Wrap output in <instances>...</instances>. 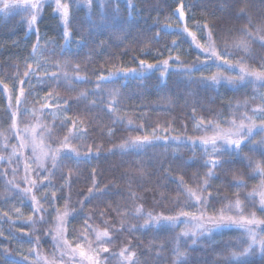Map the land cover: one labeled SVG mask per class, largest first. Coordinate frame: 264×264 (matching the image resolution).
<instances>
[{"label":"trees","instance_id":"trees-1","mask_svg":"<svg viewBox=\"0 0 264 264\" xmlns=\"http://www.w3.org/2000/svg\"><path fill=\"white\" fill-rule=\"evenodd\" d=\"M181 0H133L136 11H131L126 4V0H120L119 13L113 16L112 5L108 4L106 9H87L83 6L77 10L73 5V40L80 39L81 33L87 34L88 28H93L92 36L85 43L77 47L71 44L70 51H63L64 39L61 29L58 27V20L53 16L52 7L45 6L42 19L38 23L41 37V45L51 41L43 48V55L37 56L41 61H48L46 65L49 74L60 69L55 67L56 63L63 65L64 61L69 63L64 68L70 75L74 72V65L79 63L81 67L80 75L87 76L93 82L97 75L103 71L106 75L108 71L118 67L135 68L137 67L133 57L147 58L150 62L156 59L166 58L157 57L156 49L165 48L170 45L173 39L180 44L178 49L173 50V55L177 52L181 60L189 65L197 61L198 53L194 46L190 45V38L185 39L172 32L165 30V24H172L173 13ZM185 4L186 23L189 30L196 32L195 24L207 23L213 31V40L218 50H226L230 53L228 59L232 63L241 61L250 70L261 71V57H264V48L254 40H248V51L234 47L243 33L242 28L248 27V19L252 22L254 31L256 27L264 26V0H239L238 4H233L232 0H183ZM244 8L247 16L245 19H236L238 10ZM139 13V14H137ZM26 15L22 14L18 8L10 12H0V156L4 157L0 161V172L7 170L6 177H0V251L8 248L17 260L28 257V264H35V255H30L29 250L35 247L28 243V237L20 236L23 233L35 232L40 237L38 251L41 255L51 259L53 253L57 255L51 235H44L47 229L53 227L55 211L44 203L50 215L46 216L48 223L36 224L35 229L25 223L27 217L32 215L30 195H24L21 191L29 185L23 180L24 173L21 159L19 161V172L15 177L11 169L17 167L16 156H12L13 146H18V137L15 131L10 130L11 119L8 111V94L2 91L6 84L9 91L13 88V78L25 71V61L31 63L33 59L29 56L32 44L36 42V35L27 31V24L22 20ZM159 20V24L155 22ZM160 31L159 42L153 41L155 48L151 54L141 57L138 42L155 35ZM200 42H204L206 33L196 32ZM183 41V42H181ZM143 47V45H140ZM200 59L202 60L203 57ZM35 67V63H32ZM173 68H177L173 65ZM96 73L97 75H94ZM211 72L201 68L193 72L191 76L180 71H170L166 78L158 79L159 72L148 74H137L128 78L121 77L109 83L103 84V98L105 103H98L92 107L89 103L97 97L89 96L87 101H77V96L81 91H91L94 84L73 81L71 85L63 80L60 82L44 78L43 82L36 77H32L31 89L25 87L26 96L24 102L19 105L17 113V128L24 129L25 123L32 118L24 113L22 108L31 106L40 107L42 101H35L31 95L32 91H39L48 96L53 94V101L56 98H71V110L64 112V116L55 117L46 112L41 116V123L44 125L54 124L52 129L53 140H62L68 134L71 124L63 126L66 119L82 120L83 127L87 132L72 140L73 146L83 155L89 146H92V157L88 160L64 158L63 167L56 170L52 177L53 184L56 185V194L60 196H70L69 204L77 212L81 205L78 201H83L88 194V188L92 187V173L95 169V181L101 189L107 187L108 195L93 197L90 201H85L83 211L74 219L70 215L66 225L67 239L74 242L76 236L81 233L85 224V216H91L88 223L93 228L103 230L105 221L110 228H119L122 217L113 210L119 207L121 212L131 213L134 206L143 205L144 211H152L154 214L163 212L171 214L175 208L174 201L184 196L177 191V185L173 179L183 176L189 186L194 187L193 178L198 176L203 178L207 171L204 161L208 158L204 156L201 147L193 148L190 144L175 143L169 144L162 139L164 135L171 136H197L201 133L195 132L193 125L195 121L193 115L199 119L201 116L218 121H226L238 117L245 112V104L251 114L250 109L258 104L256 92L250 85L243 86L228 85L222 83L216 86H208L196 83L201 75H210ZM38 75L44 76L42 69ZM263 88V86H262ZM75 89V90H73ZM117 92V112L115 115L122 118V122L113 125L115 116L105 110L107 102L111 99L109 92ZM18 88L11 92V103L16 104L15 96ZM255 97V99H253ZM239 105V107H237ZM63 108V103L60 104ZM195 108V113H193ZM13 111L16 108L13 107ZM128 121H131L129 125ZM170 124L171 128L167 133L159 132L161 139L139 151L121 152L115 146L123 142L128 137L150 134L153 128L159 125L161 128ZM142 126V127H140ZM222 126H227L222 124ZM114 127L115 134L109 136L108 128ZM139 128V131L137 129ZM210 134V133H209ZM259 139V136L256 137ZM52 143V141H46ZM5 144L7 146L5 147ZM17 144V145H16ZM54 146H59L55 144ZM100 147V155L95 156L96 147ZM20 155L17 148V156ZM243 156L248 157L252 162H262L264 157L259 152H250L245 149ZM11 157V162H9ZM22 158V157H21ZM249 160L242 163L237 162L232 165H225L223 169H217V177L210 181L209 191L216 197L214 207L219 209L229 201L235 199L237 192L240 199L247 205L246 211H256L259 207L257 203L253 206L250 200H245L248 193L254 188H258L261 177L254 173L248 166ZM68 177V181L62 179ZM254 177V178H252ZM15 180L19 187L9 185L7 181ZM242 179L244 187L237 188L236 180ZM71 184L69 187L68 184ZM61 186L63 190L60 191ZM52 189H41L39 192L33 190L39 198L44 192ZM130 192L140 197L133 200ZM225 197L228 199L225 200ZM64 199H57L55 208L63 211ZM20 209L22 215L18 216L16 209ZM209 211H212L210 208ZM106 213L101 216L100 213ZM4 213L8 215L5 216ZM258 217L264 214L257 212ZM125 229L122 232L113 233V242L108 245L110 253L107 264H125L122 258L117 255L122 248L129 247L135 253L132 258L135 264H174L175 255L173 249L177 246V234L179 228H140L144 223V217H137L129 214L123 217ZM135 225L137 230L127 229ZM17 239H13V236ZM241 236V231L227 229L211 238L205 236L198 240L196 245L181 240V251L186 252V264H227L226 257L234 250L237 244V237ZM120 258V260H119ZM250 264H264V257L260 255L248 257ZM43 262V261H42ZM41 262V264H42ZM0 264H4L0 259Z\"/></svg>","mask_w":264,"mask_h":264},{"label":"snow or ice","instance_id":"snow-or-ice-1","mask_svg":"<svg viewBox=\"0 0 264 264\" xmlns=\"http://www.w3.org/2000/svg\"><path fill=\"white\" fill-rule=\"evenodd\" d=\"M119 2L120 0H0V12H10L13 9L23 7L27 12V16L22 20L23 23L27 24V31L34 33L36 35V42L32 44L31 52L29 56L35 62V67L32 63H28L27 59L25 61V71L18 73L13 78V88L11 92H15L18 88V94L15 96L16 104L11 103V92L8 86L5 84L2 91L8 94V111L11 119L10 130L15 131L18 137L19 144L18 147L22 150L24 148H31V158H24V172L25 175L23 180L29 186L22 189L24 195H30L32 215H29L25 221L30 227L35 229L36 224L48 223L46 216L50 215L48 208L44 207V203H47L49 207H52L55 211V220L53 222V227L47 229L44 235H51L54 247L60 252V256L56 257L53 253V259L49 260L47 257L41 255L38 251L40 237L32 233H23L20 239L23 237H28V243L34 245L35 247L29 250L30 255H35V264H63L65 256H69L72 260L76 261V264H107L109 256L105 254L113 255L110 253L108 245L113 242V233L122 232L125 229L123 217L129 214L135 215L137 217H144L143 225L140 228L148 229L152 227L156 228H175L180 225H184L181 231L177 234V246L173 249L175 260L174 264H186V252L181 251L180 241L184 238L191 240L192 245L198 243L199 238L209 237L211 238L213 233L225 230V229H236L241 231V236L237 237V244L233 251H231L226 257L227 264H250L248 257L260 255L264 257V217H258L257 212L264 214V161L262 162H252L248 157L243 156L242 153L245 149L250 152H259L262 157H264V97H261V104L250 109L251 114L245 104V112L234 118L226 121H218L215 119L205 120L204 117L199 119L193 115L192 119L195 121L193 128L195 132L201 133L197 136H171L164 135L162 139L169 144L175 143L180 144H190L193 148L201 147L203 149L204 156L208 157L204 161V167L207 171L203 174V178L194 176L193 182L194 187L189 186L185 182L183 176L178 179H173V182L177 185L178 193L184 196L183 201L176 199L174 201L175 208L172 210L171 214H164L163 212L154 214L152 211L145 212L143 205L134 206V210L129 212H121L119 207L115 209L109 208V212L115 211L117 215L122 217L120 221L119 228H110L107 226L106 221L105 228L101 231L93 228L92 225L88 223L91 216H85L84 228L76 236L74 242H70L67 239L66 225L68 223V218L71 215L74 219L80 212L83 211V204L85 201H90L93 197L106 196L108 195V188L105 187L101 189L97 182L95 181V169L92 173V187L88 188V194L85 196L83 201H78L81 205L80 211L77 212L73 207L70 206L69 201L70 196H60L58 197L56 192V185L52 182V177L55 175L56 170L63 167L64 158L76 159L77 161L83 159L88 160L92 157V146H89L87 152L83 155L77 150L72 144V140L80 135L87 132V128L83 127L82 120H72L66 119L63 121V126L71 124L68 134L64 136L62 140H53L52 129L55 127L54 124L44 125L41 123V116L43 113L52 108V105L48 103V100L53 99V94L48 93L47 100L43 102L39 109L33 113V118L36 119L37 123L32 128H25L20 130L17 128V113L19 112V105H21L26 96L25 87L31 89L32 77H36L38 80L43 82L44 78L53 81L54 83H59L61 76L63 80L68 82L69 85L73 81L75 82H85L89 84H94V88L91 91L85 90L81 91L77 96V101L84 100L87 101L89 96L97 97V99L91 100L89 103L92 107H96L98 103H105L103 98L102 85L109 83L115 79L121 77L128 78L129 76H135L137 74L143 75L148 73L159 72L160 75L158 79L166 78L170 71H180L187 73L189 76L193 72L199 71L201 68L210 69L214 66L217 71L212 72L210 75H201L196 83L205 84L208 86H216L222 83L229 85H241L246 78L252 77L255 80L260 81L264 85V57H261V71L250 70L246 64L241 61L232 63L228 59L230 53L226 50H218L217 45L213 40V31L207 23L200 24L196 23V32L206 33L204 36V43L200 42L196 32L189 30L186 23V12L185 4L183 0L179 3L173 15L180 22L175 28L171 24H165V30H171L177 35L184 37L185 39L190 38V45L194 46L198 53L197 61L189 65L186 61L181 60L179 53L177 52L173 55V50L178 49L180 44L176 39L171 41L170 45H166L165 48L156 49L157 57L164 56L165 51L168 52L166 58L156 59L154 62H150L147 58L133 57L136 62L137 67L135 68H124L118 67L115 70L108 71L105 75L101 71L97 75L95 82L91 81L87 76H81L79 73L81 71L80 64L74 65V72L70 75L64 68L69 63L64 61L63 65L56 63L55 67L60 69L59 74L57 72L47 71L46 65L48 61H41L37 59V56L43 55V48L51 41L46 42V45H41V37L39 33L38 23L42 19V13L45 6L52 7L53 16L58 20V27L61 29V34L64 39V45L62 46L63 51H70L71 44L75 43L77 47L82 46L87 39L92 36L93 28L90 26L87 30V34L81 33L80 39L73 40V5L76 6L77 10L81 6L87 9H93L95 5L96 9H106L108 4L112 5V14L115 16L119 13ZM233 4H238L239 0H232ZM127 7L131 11H136V5L133 0H126ZM139 14V13H137ZM247 13L244 8L238 10V14L235 16L236 19H245ZM159 24V20L155 22ZM252 22L248 19V27L242 28L240 31L243 36L234 43V47L242 48L248 51V40H254L260 44L261 48H264V26L256 27L254 31H251ZM160 31H157L155 35L146 37L145 39L138 42V48L141 52V57H146L151 54L153 48H155V42L160 40ZM183 42V41H181ZM143 45V47H140ZM200 57H203L201 60ZM176 65L177 68H173ZM44 70V76L40 77L38 73ZM238 69V76L233 77L231 75H224L223 71H236ZM75 90V89H73ZM118 93L113 91L109 92L108 96L111 99L107 102V107L105 110L115 116L113 119V125L118 122H122V118L115 115L117 112V97ZM255 99V97L253 98ZM63 103L64 107L61 108L60 104ZM71 98H56L55 110L51 113L54 117L56 113H64L71 110ZM13 107L16 111H13ZM239 107V105L237 106ZM40 113L41 116H37L36 113ZM193 113H195V108H193ZM131 125V121H128ZM226 124L227 126H222ZM142 127V126H140ZM171 125L168 124L161 128L159 125L153 128L150 134H143L137 136H130L124 139L122 143L115 146L121 152L126 151H139L142 148L151 145L161 139L159 132L167 133ZM39 129V131H37ZM139 131V128L137 129ZM210 133V134H209ZM107 134L112 136L115 134V128L109 127ZM259 136V139L256 137ZM46 141H52L48 143ZM58 144L59 146H54ZM7 144H5V147ZM100 155V147H96L95 156L98 158ZM12 156H16L17 167L11 169L13 177L19 172V161L23 156V153L17 156V146L12 148ZM249 160L248 166L252 168L253 172L261 177V182L258 188H254L252 192L248 193L245 200H250L253 206L257 203L256 197H259L258 205L259 207L256 211H246L247 205L240 199L239 193L235 195V199L229 201L223 207L216 209L214 207V202L216 197L209 191L211 187L210 181L217 177L216 170L223 169L225 165H232L237 162H243L244 160ZM4 157L0 156V161H3ZM9 162H11V157H9ZM35 165L32 168L31 165ZM8 174L7 170L0 172V177H6ZM254 178V177H252ZM62 179L68 181V177L62 176ZM9 185L19 187L15 184V180L7 181ZM68 186L71 184L69 182ZM235 186L237 188L244 187V181L242 179H237ZM41 189H52L50 192H44L41 197H37L33 190L39 192ZM63 190L61 186L60 191ZM130 197L133 200H139L140 197L135 193L130 192ZM57 199H64L65 205L63 211L55 208V203ZM228 198L225 197V200ZM212 211H209V209ZM18 216L22 215L20 209H16ZM106 213H100L104 216ZM7 216V213H4ZM129 231L137 230L135 225L127 229ZM3 233L0 232V235ZM13 239H17V236H13ZM119 255L125 264H135L132 259L135 256L134 252H131L129 247H124L117 254ZM0 259L3 260L4 264H28V257H24L23 260H17L9 251L8 248H4L0 251Z\"/></svg>","mask_w":264,"mask_h":264},{"label":"rangeland","instance_id":"rangeland-1","mask_svg":"<svg viewBox=\"0 0 264 264\" xmlns=\"http://www.w3.org/2000/svg\"><path fill=\"white\" fill-rule=\"evenodd\" d=\"M18 10H19L22 14H24V15L27 16V12L24 10L23 7L18 8ZM177 22H178V20L176 19V17H173L172 20H171V23H172V24H176ZM204 42H205V41H204ZM204 42H201V43H204ZM201 58H202V57H201ZM31 63H35V62H34V61H31ZM204 69L210 71L211 73L217 71V69H216L214 66H212L210 69H208V68H204ZM223 74L226 75V76H227V75H231V76H233V77H237V76H238V69H237L236 71H232V72H229V71H223ZM246 84L250 85V87L254 89V91L256 92V97H257V99H258V104H257L256 106L260 105V104H261V99H260V98H261V97H264V85H262L260 81H257V80H255V78H252V77H248V78L245 79L244 82H242V86H243V85H246ZM228 85H229V84H228ZM231 86H232V85H231ZM236 86H241V85H236ZM262 86H263V88H262ZM31 95L33 96V98H34L35 101H42V103H43V102H45V101L47 100V96H46V95H44V94H42L41 92L36 91V90H35V91H32V92H31ZM48 103H50V104L52 105V108L46 110L45 112H46L48 115L53 116L51 113L55 110V107H56V101L48 100ZM256 106H254V107H256ZM39 108H40V107H36V106H31L30 108H25V109L22 108V109L24 110V113L30 115V117L32 118L31 120H28V121L25 123L24 129H25V128H32L33 126L36 125L37 121H36V119L33 118V113L36 112V110L39 109ZM36 114H37V116H39L38 113H36ZM57 115H62V116H64V113H59V112H58V113H56L55 116H57ZM53 117H54V116H53ZM37 131H39V129H37ZM18 144H19V142H18ZM16 145H17V144H16ZM17 148L19 149L20 154H21V152L23 153V156H22V158H21V163H22L23 173H24V175H25V172H24V158H25V157H27V158H29V159L31 158V148L28 147V148H24V149H22V150H21L18 146H17ZM31 167H32V168H35V165H34V164L31 165ZM257 198H258V200H259V197H258V196H257ZM183 227H184V225H180V226L177 227V228H179V231H181V229H182ZM225 230H227V229H225ZM225 230H222V231H225ZM222 231H219V232L213 233L212 235H217V234H219V233L222 232ZM184 241H187V242H189V243L191 244V240L188 239V238H184ZM59 256H60V252L57 251V255H56V257H59ZM48 259H49V258H48ZM51 259H53V258H51ZM51 259H49V260H51ZM119 260H120V258H119ZM42 264H43V262H42ZM58 264H60L59 261H58ZM63 264H76V261L72 260L69 256H65V257H64V260H63ZM85 264H87V262H85Z\"/></svg>","mask_w":264,"mask_h":264}]
</instances>
